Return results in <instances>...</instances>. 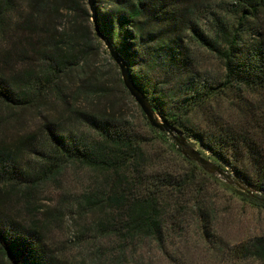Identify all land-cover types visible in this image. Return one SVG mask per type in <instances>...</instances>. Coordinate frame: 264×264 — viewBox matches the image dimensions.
<instances>
[{"label":"trees","instance_id":"obj_1","mask_svg":"<svg viewBox=\"0 0 264 264\" xmlns=\"http://www.w3.org/2000/svg\"><path fill=\"white\" fill-rule=\"evenodd\" d=\"M231 1L234 17L212 11L207 28L188 9L179 16L173 0H94V7L105 37L156 110L231 169L225 170L264 189V108L251 128L216 124L207 131L188 119L195 110L207 111L210 102L227 91H264V27L252 23L264 14V0ZM91 18L87 0H0L4 46L0 49V104L11 109L35 104L46 88H56L61 73L75 58L68 51L78 47L83 56L93 43L100 48L104 41L92 30ZM40 30H52L55 37L30 44L32 38L25 33ZM190 41L224 62L223 80H213L199 69ZM38 46L46 66L39 73L19 71L17 58L26 62L30 48ZM90 93L103 95L104 90ZM80 114L94 133L92 139L47 122L40 144L31 140L36 138L33 135L23 145L6 136L11 114L0 115V264H60L43 231L29 223L24 211L39 210L32 203L36 189L68 163L109 176L110 190L86 195L83 202L124 208L128 228L145 227L148 234L158 236L168 205L166 194L183 192L189 185L188 177L145 173L146 140L123 119L109 111ZM25 155L31 158L24 161ZM243 194L264 206L263 194ZM233 251L239 257L264 260V236Z\"/></svg>","mask_w":264,"mask_h":264},{"label":"rangeland","instance_id":"obj_2","mask_svg":"<svg viewBox=\"0 0 264 264\" xmlns=\"http://www.w3.org/2000/svg\"><path fill=\"white\" fill-rule=\"evenodd\" d=\"M173 1L179 16L188 9L193 17L202 19L203 26L210 24L212 11L234 17L230 13L231 0ZM91 21L95 33L92 18ZM56 22L61 25L60 19ZM252 23L264 27V14ZM25 34L32 38L30 44H43L44 37H55L52 30ZM190 45L199 69L213 80H223L224 62L196 42L190 41ZM2 46L0 38V49ZM90 47L83 56L78 47L68 51L75 58L61 73L56 88H46L35 104L19 109L0 104V115L12 116L5 126L6 136L23 145L35 135L31 140L40 144L44 140V125L54 122L62 131L84 134L90 140L94 133L82 122L80 112L109 111L144 136L145 173L188 177L190 183L183 192L166 194L168 205L158 236L153 232L148 234L145 227L128 228L124 208L83 202L86 195L108 192L109 176L79 163L66 164L55 177L36 189L32 203L39 210L24 211L29 223L43 231L57 261L60 264H264V260L239 257L233 251L238 245L264 236V206L186 157L175 138L181 137L178 133L171 135L153 127L125 86L107 46L102 43L97 48L93 43ZM45 48L50 52L49 46ZM42 51L39 46L31 47L26 62L17 58L19 71L41 72L46 66ZM94 89H103L104 94H91ZM262 108L264 91L234 89L210 102L207 111L195 110L188 119L191 125L207 131L213 130L216 124L234 129L251 128ZM184 135L205 158L230 169L198 140ZM25 156L24 161L31 158ZM19 206L24 208L25 203Z\"/></svg>","mask_w":264,"mask_h":264},{"label":"water","instance_id":"obj_3","mask_svg":"<svg viewBox=\"0 0 264 264\" xmlns=\"http://www.w3.org/2000/svg\"><path fill=\"white\" fill-rule=\"evenodd\" d=\"M89 8L92 12V20L94 23L95 32L104 41L110 54L116 64L118 65L125 86L129 90L130 94L134 97L137 103L144 111L146 117L153 127L161 132L174 135L178 133L181 137H175L177 142L181 145V152L189 159L197 162L207 172L220 176L228 181L229 184L237 186L239 189L249 193H260L264 195V189L241 178L238 174L229 170L223 169L221 166L213 163L209 159L205 158L200 151L192 147L188 143L187 137L184 135V131L172 125L166 118H164L159 111L153 106L149 98L140 90L137 83L133 78V74L128 65L121 59L119 52L115 49L113 44L105 37L104 31L99 22L97 12L94 7V0H88Z\"/></svg>","mask_w":264,"mask_h":264}]
</instances>
